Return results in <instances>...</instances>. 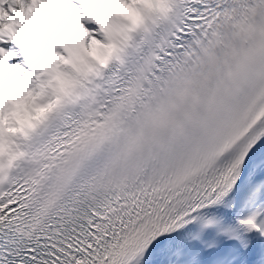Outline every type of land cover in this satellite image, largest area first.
I'll return each mask as SVG.
<instances>
[{"label":"snow or ice","instance_id":"snow-or-ice-1","mask_svg":"<svg viewBox=\"0 0 264 264\" xmlns=\"http://www.w3.org/2000/svg\"><path fill=\"white\" fill-rule=\"evenodd\" d=\"M0 264H264V0H0Z\"/></svg>","mask_w":264,"mask_h":264}]
</instances>
